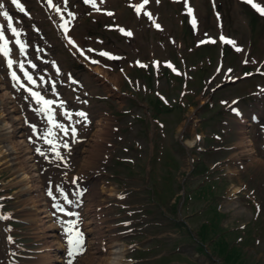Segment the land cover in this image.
I'll list each match as a JSON object with an SVG mask.
<instances>
[{
    "label": "rangeland",
    "instance_id": "1",
    "mask_svg": "<svg viewBox=\"0 0 264 264\" xmlns=\"http://www.w3.org/2000/svg\"><path fill=\"white\" fill-rule=\"evenodd\" d=\"M150 1L152 3L151 7H156L160 11L161 20L166 26L165 32L150 28L151 21H149V17L143 14L137 15L132 10L128 11L122 7L120 0H109L107 7L118 8L119 21L126 22L123 23L126 25L122 26L126 27L132 35H121L118 29L111 32L104 31L103 23L109 21V19L96 16L92 11L94 8L90 4H84V0H67L66 3L65 0L63 1L68 14H72L69 15L71 24L68 25L70 35L85 45L83 48L93 49L90 56L96 62H88L91 64L90 67H93V69H88L76 59L77 57L85 60L82 56H74L69 51L64 34L60 31L58 18L51 9L43 5L44 3L38 0H20V4L24 8V11H21L11 0H0V3L4 5V9H0V12L6 10L9 13L12 17L13 26L16 25L17 21H24V23L21 22L20 26L22 27V34L30 36L26 37L24 35L28 44H34L37 48V38L43 39L45 30L46 38L50 40L45 46L47 50L46 57L52 61L59 59L64 67L67 66L70 70L75 71L69 81L83 80L90 91L87 95L78 93L73 94L74 98L70 96L67 99L69 102H74L75 96L77 97V102L69 108L72 112L83 110L87 114V119H90V115L93 116L94 122L90 134L84 138L78 148L77 146L74 149L71 148L75 139L71 138L70 131L67 148L64 147V143L60 146L49 144L47 147L52 150L55 148L58 151L65 149L67 151L65 156L68 158L73 157L75 167L81 168L80 171L65 174L66 179L79 183L82 176V179L89 184L90 192L93 189L94 194L92 193L90 197L91 202L96 205H108L103 209V217L107 220L105 224L109 228L106 234L110 239H114V244L119 245L117 247H120L123 251L119 254L121 256L119 264H135L134 261L132 262L128 258L132 253H129L131 250L129 243L139 241L142 236H148L143 239H150L145 240L142 244H149L148 249L153 248L146 254L151 260L168 256L173 251L179 250L182 252L181 257L183 260L173 261L169 264H190L185 259L187 256H192L195 264H215L209 260L208 255L196 251V242L183 238L186 231L178 224L176 219V217L183 216L187 218L190 216L192 227L195 228L194 234L197 238L196 229L199 228L207 216L204 217L202 211L208 201L205 199L191 200L188 205L189 208L186 207L185 213H183V191L179 190V193L173 192L172 194V184L175 190L179 188L180 183L192 169L194 159L200 154H203L210 170L199 177L198 181L214 178L222 182L221 188L216 185L201 186V188L203 187V195L208 200H215L214 202L217 200L221 212H224L221 216L222 224L230 227L231 231L240 229L245 225L248 226V231H235L236 234L232 232L233 235L229 237L230 242L238 241L237 237H241L242 241L235 242V244L248 251L251 260L254 259L255 264H264V136L260 129L256 131V127L253 129L252 134H247L250 139L253 137V148L257 153V159L260 161L257 164L256 162H250L244 168H239V164L234 165L233 157L236 154V149L223 148L214 151L212 147H216L217 142L205 139L206 131L211 133L218 131L219 124L222 125V128H227L221 122L222 120H228L231 122L230 127L235 133L232 135L231 140H226L223 137L222 142L225 146L233 141L235 144L239 142L237 138L240 129L236 119L230 116L228 112H225V116L222 117L218 115L215 111L220 109V106L217 108L219 105L217 99L222 98L230 102V99L235 96L248 97V90H255L258 83L260 85L264 84V76L255 74L258 76L254 75L253 78L227 84L225 85L227 87L223 88L224 86H222L211 93L210 89L220 79L221 83L226 82V75L229 72H226L225 68L232 70L237 77H240L244 69L242 66L243 60L241 61V56H234L233 52L231 54L223 52L225 65L221 72H216V60L221 56L218 46L205 45L197 47L195 49L197 53L185 55L186 59L189 58L188 62L179 63L182 72L189 74L195 69L196 65L199 66L205 61L207 68L196 70L198 78L204 79L210 73L212 76L215 75L216 79L206 85L205 91L196 98L195 105H192L186 111L165 112L161 115L162 124L155 127V123L150 116L153 110L148 100V92H146L148 86L159 90L160 95L171 101L177 96V93L172 89L171 83L166 77H159L160 82L157 84L155 78H149L141 71H137L135 68H138V66L133 63V59L139 57L143 63H146L141 67L152 65L150 60L153 54L161 59L171 57L177 60L181 51H189L188 46L191 44L192 39L183 32L186 21L181 15L183 13L185 18H188L186 14L187 7L194 8L190 15L192 18L195 17L193 30L195 34H201L203 38H207L208 42L211 43L212 41H218L216 36L219 31H224L233 37L236 45H248L255 55L262 58L264 55V18L260 17H264V14L258 16L251 11L248 13L246 10L249 8L246 9L245 0ZM257 1H254L255 4L264 6V0ZM107 2L108 0H104L103 3L106 4ZM247 5L253 8L251 7L253 6L252 3H247ZM215 13L222 17V23L217 20ZM0 17L5 25V30L9 32L7 18L3 15H0ZM99 17L104 20L102 21ZM249 20L252 26L248 22ZM255 26L258 33L257 37L260 38V45L257 43V37L253 36L252 27ZM99 35L102 36L104 42H99L97 39ZM168 35L173 38L170 43L164 41L168 38ZM174 36L177 41L179 39L178 42H183L182 49L176 48L177 42H175ZM159 42L167 45V48L164 49L158 46ZM152 44L153 46L150 47ZM220 46L222 45L220 44ZM172 47L175 50L171 49ZM99 48L106 49L111 54L121 55L122 58L119 61H111L100 55ZM21 55L27 56L28 63H32L31 60L37 57V54L31 55V52H22ZM262 65L261 71H264V63ZM255 66H252L253 70ZM210 67L211 69H209ZM0 73L6 81L11 80L1 62ZM102 77L103 79H101ZM58 81H62V79ZM13 88L19 105L32 128L31 145L37 151L39 149L38 156L43 166L46 167L47 174L52 177L54 162L50 160L51 155L46 147L40 146L39 138H34L37 132V120L40 116L38 112L41 111V108L28 94H23L14 85ZM137 94L139 95L137 96ZM65 95L61 92L62 99H66ZM61 98L52 96L51 101H54L53 104H57ZM207 100L214 101L217 109L205 106ZM258 101V107L264 115V99ZM53 104L51 106H54ZM200 114L207 117H203V120L206 119L204 126L200 122ZM262 114H260L261 117ZM68 118L69 120H66V122L74 125V127L84 126L85 124L84 120L86 118L80 117L78 113L76 115L72 113ZM100 123H103L105 128L99 137L97 135L101 126ZM78 129L82 134V127H78ZM39 131H43L42 122L39 123ZM195 135L198 137L201 135L203 139L199 138L194 146ZM154 139L158 142L157 151L159 152L157 161L154 157L151 162V171H155L154 181H157L159 185L152 180L149 182L148 187L147 179L144 180L141 169L143 172L149 170V159L153 152ZM43 142L46 143V136L43 137ZM5 143L0 137V199L5 200L4 207L10 218H0V264H7V252L12 250V247L19 248L21 241L27 243L24 244L26 248H35L42 256L38 259L37 254H35L32 260L24 259L23 264H59L57 260L60 256L53 255L54 249L48 251L44 239L45 234L37 232L39 228H44L48 232V222L42 221L43 227L39 222L42 219L41 215L33 213L31 206L37 207L38 205L35 200L36 197L32 193H27L24 184L21 183L22 181H18L20 176L16 175L14 165L9 161L10 156L5 151ZM92 145L97 146L98 150L94 149V151L97 150L98 154H95L92 162L82 170V167H85V160L89 158L88 148L90 150ZM208 147H211L210 151H214L210 152L209 155L204 154L208 151ZM169 157L172 159L174 166L172 174L175 175V178L171 179L172 183L168 179L161 180V177L168 174L167 171H170L167 165ZM236 157H239V154ZM151 177L153 178L152 173ZM44 179L47 180V177H44ZM178 179L180 182H178ZM149 188L154 201L151 199L150 192H148ZM175 193L177 197L179 196L176 206H174L176 199L175 197L172 198ZM115 194H118L119 197H115ZM5 197L14 198L4 199ZM25 217L30 219H25ZM126 219L130 220L128 225L125 224ZM9 225L12 226L11 229L8 228ZM50 227L52 226L50 225ZM20 237L23 239H19ZM57 238L59 237L53 236L52 241ZM154 239L156 240L154 241ZM29 241L32 244H28ZM143 245L138 244L140 248ZM209 246L206 245L208 251H210ZM96 255L97 253L93 254V251H89L87 256L83 257L77 264H99V262L107 264V261H109V251L95 257ZM112 258H114V255L111 256ZM153 264L160 263L158 261Z\"/></svg>",
    "mask_w": 264,
    "mask_h": 264
},
{
    "label": "bare ground",
    "instance_id": "2",
    "mask_svg": "<svg viewBox=\"0 0 264 264\" xmlns=\"http://www.w3.org/2000/svg\"><path fill=\"white\" fill-rule=\"evenodd\" d=\"M20 123V117L17 115L16 108L12 105L11 96L7 93L6 87L0 79V135H2L1 138L4 140V142L8 141V143L5 144V146L7 147L5 151L8 152V155L10 156L9 161L14 165L16 175L20 176V179L18 181H22L21 183L24 184V189L26 191L29 190L32 192L38 191L40 188L39 180L34 171V165L31 163L32 156L30 155V152L27 149L24 140H22L20 137ZM103 130L104 128L103 126H101L99 128V133L97 136L102 134ZM94 149H97L96 145H92L90 147V150L88 148L90 154L89 158L85 160V165L91 163L95 154H98V149L96 151H94ZM254 162H256V164L259 163L258 160H255ZM39 203L36 208L39 209L40 212H43V203H41V208L39 207ZM45 216L47 217L48 215L46 214ZM116 253H119L117 251V248L111 255ZM118 260L119 256L115 255L112 259L110 256L107 264H117ZM99 264L102 263L99 262Z\"/></svg>",
    "mask_w": 264,
    "mask_h": 264
},
{
    "label": "snow or ice",
    "instance_id": "3",
    "mask_svg": "<svg viewBox=\"0 0 264 264\" xmlns=\"http://www.w3.org/2000/svg\"><path fill=\"white\" fill-rule=\"evenodd\" d=\"M11 2L16 5L21 11H24L23 5L20 4V0H11ZM67 2V0H65V3ZM85 3L90 4L96 11H101V8L99 7L97 0H84ZM104 0H100V3H103ZM157 2H159V0H157ZM249 3H253V0H248ZM48 3L50 6L54 7L56 9L57 12L61 11V9L54 5L52 3V0H48ZM149 3V0H142V3L139 6H134L135 11L137 12V14L139 15L141 12V9H143L145 7V5H147ZM253 7H255L258 11H260L261 13H264V7H261L259 4H255L253 3ZM0 9H4V5L3 3H0ZM188 12L189 14H192L193 10L191 9V7H188ZM108 15H114L111 12L107 13ZM146 15H148L149 19H152V15L150 12H145ZM0 15H3L5 18H7L8 20V29L14 33L16 36H19L20 33L17 31V29L13 26L12 24V17L9 15V13L4 10L2 12H0ZM69 15H72L71 13H69ZM65 23L67 24L68 22L65 21ZM193 24H195V17L193 16ZM156 27H160L158 24L156 25ZM4 26L0 25V41H3V46H0V53H2L5 57L9 56L10 53V49L8 48V44L9 41L6 39L5 34H4ZM65 31H67V28H65ZM121 32H125L126 30L124 29H120ZM127 35H132V33L130 31L126 32ZM221 39L223 40L224 38L221 37ZM70 42H73L70 40ZM229 43H233L232 41H228ZM17 44H20V41L17 40L16 41ZM20 48L23 51L24 45L20 44ZM238 51L240 49H237ZM101 55H109L108 53H101ZM112 58H117V57H112ZM96 62V61H93ZM247 62V61H246ZM14 61L11 59L7 60V64L9 68H12ZM35 65H33L34 67ZM21 68H23V64L20 65ZM13 77L18 79V77H16L15 72L12 73ZM25 75L27 76V79L29 81H31L33 84L36 83L35 80H33L31 75H28L27 72H25ZM29 91H31V89H29ZM32 96L36 97L37 103H41L43 104L45 107L41 109V111H47L48 113V121L50 123H52L55 127L61 128L65 134H67V129H64L62 125L58 124L54 118V112L51 109V105L54 103V101L51 100H47L45 99L43 96H41V94L39 92H31ZM80 116H84L86 117V114L81 112L79 113ZM73 131H75V129H73ZM47 135H54L51 131V129L48 130ZM48 144H53V140L48 139L46 141ZM64 147L67 148L68 145L65 143ZM39 151V149H38ZM53 151H55V148H53ZM57 156H59V152H57ZM69 231L71 232V229H69ZM69 244L72 246V250L69 252V255H73V253L79 251H83L82 249V244H83V239H82V234L77 232L74 236H70L69 237Z\"/></svg>",
    "mask_w": 264,
    "mask_h": 264
},
{
    "label": "trees",
    "instance_id": "4",
    "mask_svg": "<svg viewBox=\"0 0 264 264\" xmlns=\"http://www.w3.org/2000/svg\"><path fill=\"white\" fill-rule=\"evenodd\" d=\"M159 104L158 106L160 108L166 109L161 103ZM155 107H157V105ZM222 215L223 214L211 204L209 217L202 223L198 230L200 240L203 242H210L213 248L212 252L219 254L226 264H253V260H249L247 252H243L241 247L229 241L227 234L230 231L222 226ZM201 241L200 243L202 245H199L200 250H202L203 246V242Z\"/></svg>",
    "mask_w": 264,
    "mask_h": 264
}]
</instances>
